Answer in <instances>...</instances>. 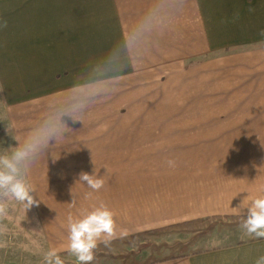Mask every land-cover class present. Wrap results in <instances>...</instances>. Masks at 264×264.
Returning <instances> with one entry per match:
<instances>
[{
	"label": "crops",
	"instance_id": "0c3cea01",
	"mask_svg": "<svg viewBox=\"0 0 264 264\" xmlns=\"http://www.w3.org/2000/svg\"><path fill=\"white\" fill-rule=\"evenodd\" d=\"M3 20L0 90L13 146L47 115L76 99L86 105L82 122L65 117L72 132L30 170L39 206L26 213L12 202L0 219L5 231L24 233L18 244L31 263L48 264L53 249L69 253L67 217L100 203L115 213L117 237L94 254L113 259L133 236L244 220L264 197V0H0ZM94 169L105 180L96 192L76 183ZM30 232L33 257L25 255ZM260 256L264 238L249 237L141 264H255Z\"/></svg>",
	"mask_w": 264,
	"mask_h": 264
},
{
	"label": "clouds",
	"instance_id": "9594fccd",
	"mask_svg": "<svg viewBox=\"0 0 264 264\" xmlns=\"http://www.w3.org/2000/svg\"><path fill=\"white\" fill-rule=\"evenodd\" d=\"M7 26V20L0 21V28ZM85 108L86 105L76 99L69 107L47 115L28 130L22 139L15 140L16 146L0 152V219L7 215V209L12 202L19 203L26 213L33 206H39L40 200L33 195L35 190L29 181L30 170L42 152L54 147L72 132L65 117L72 123L82 122ZM166 163L169 168L177 166L174 159H168ZM78 182L86 184L92 192L99 191L105 184L103 176L98 175L95 169L92 174L80 172L76 183ZM92 192L87 196L91 197ZM243 202L238 208H232L233 211L240 210ZM69 205L75 206V200L72 199ZM247 209V216L241 228L249 237L264 238V197L254 199ZM114 217L115 213L104 203H100L79 218L72 215L67 217L69 232L67 250L76 257L78 264H90L98 244L102 242L108 246L117 237ZM2 231L4 228L0 226V232ZM119 234L121 237L126 236L127 230L120 229ZM46 260L48 264H64L55 249L47 253ZM255 264H264V256H260Z\"/></svg>",
	"mask_w": 264,
	"mask_h": 264
},
{
	"label": "rangeland",
	"instance_id": "374dc122",
	"mask_svg": "<svg viewBox=\"0 0 264 264\" xmlns=\"http://www.w3.org/2000/svg\"><path fill=\"white\" fill-rule=\"evenodd\" d=\"M9 147H13L11 130L6 116L5 104L2 101L0 90V152ZM226 223L224 227H216L212 234L208 237L200 238L197 241V247H226L233 244H238L249 238L245 231L241 228L244 220L222 219ZM183 224V223H181ZM203 223L191 224L188 226L167 227L149 233H143L133 236L118 244L114 252L120 253V256L115 255L114 258H101L94 254L93 261L90 264H135L150 262L153 259H162L174 255L178 250H169L170 245L176 241H185L189 239L196 231H199ZM3 226V224H0ZM24 233L17 231H2L0 232V264H39L31 263L30 258L24 257V247L19 246ZM25 235H27L25 233ZM35 233L30 232L27 236V242H30L31 247L25 255L27 257L37 256L38 242L34 241ZM23 244V242H22ZM37 248V249H36ZM39 251V250H38ZM123 255H122V254ZM30 256H29V255ZM43 254V250H42ZM60 258L64 264H78L76 257L70 253H60ZM112 256V254H111ZM24 258V259H23ZM41 264H47L43 259Z\"/></svg>",
	"mask_w": 264,
	"mask_h": 264
},
{
	"label": "trees",
	"instance_id": "16d2710c",
	"mask_svg": "<svg viewBox=\"0 0 264 264\" xmlns=\"http://www.w3.org/2000/svg\"><path fill=\"white\" fill-rule=\"evenodd\" d=\"M190 65H187V67ZM221 220H222L221 218L200 219V220L185 222L183 224H177V225L170 226V227H179V226H188L191 224L203 223L202 224L203 226L201 227V229L199 231H196L189 239H187L185 241H176L172 245L167 247V248H169V250H178L177 253H175L174 255H171L169 257H166V258L153 259L149 263L163 262V261H167V260H171V259H175V258L187 257L190 255H195V254L204 253V252H207L210 250L218 249V247H212V248L197 247L196 244L200 238L210 236L216 227H218V226L224 227L226 225V223H223V221H221ZM136 264H141V263H136Z\"/></svg>",
	"mask_w": 264,
	"mask_h": 264
}]
</instances>
